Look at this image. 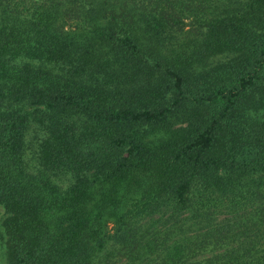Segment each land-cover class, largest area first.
<instances>
[{
    "label": "trees",
    "instance_id": "1",
    "mask_svg": "<svg viewBox=\"0 0 264 264\" xmlns=\"http://www.w3.org/2000/svg\"><path fill=\"white\" fill-rule=\"evenodd\" d=\"M5 264H264V0H0Z\"/></svg>",
    "mask_w": 264,
    "mask_h": 264
},
{
    "label": "rangeland",
    "instance_id": "2",
    "mask_svg": "<svg viewBox=\"0 0 264 264\" xmlns=\"http://www.w3.org/2000/svg\"><path fill=\"white\" fill-rule=\"evenodd\" d=\"M5 217L4 209L0 206V224ZM4 243H0V264H5V251H4Z\"/></svg>",
    "mask_w": 264,
    "mask_h": 264
}]
</instances>
